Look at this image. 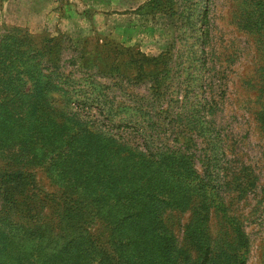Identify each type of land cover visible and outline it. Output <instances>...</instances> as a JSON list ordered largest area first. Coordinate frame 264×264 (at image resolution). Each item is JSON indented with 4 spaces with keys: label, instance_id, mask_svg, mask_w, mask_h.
Masks as SVG:
<instances>
[{
    "label": "rangeland",
    "instance_id": "374dc122",
    "mask_svg": "<svg viewBox=\"0 0 264 264\" xmlns=\"http://www.w3.org/2000/svg\"><path fill=\"white\" fill-rule=\"evenodd\" d=\"M92 1L62 29L0 0V32L60 49L39 89L0 82V225L53 264H264V0Z\"/></svg>",
    "mask_w": 264,
    "mask_h": 264
},
{
    "label": "trees",
    "instance_id": "16d2710c",
    "mask_svg": "<svg viewBox=\"0 0 264 264\" xmlns=\"http://www.w3.org/2000/svg\"><path fill=\"white\" fill-rule=\"evenodd\" d=\"M47 45L49 46L45 45L43 48H38L31 37L21 35L17 29L0 32V82L9 79L16 84L14 88L9 89L10 94L16 96L19 93L33 92L41 87L39 82L41 83L40 79H43L44 75L55 78L58 76L54 71L56 66L54 62L58 61L57 56L60 49L55 44L53 46ZM3 85L0 83V91ZM67 214L69 227L65 228L64 235L67 236L66 249H70L79 239H76L78 236L74 232L76 230L74 215L72 212H67ZM6 226H8V221L0 225V242L7 243L8 246H12V249L16 247V251L25 258H35V264H53L54 261L51 258L59 256V254H55L56 251L49 250L48 240L36 235L31 228L26 231L16 229L17 231L14 232ZM50 229L52 234L54 231L56 232L55 229ZM56 235H60V232ZM56 239L54 238L53 241ZM97 249L102 250L100 247ZM61 262L62 260L59 261V263Z\"/></svg>",
    "mask_w": 264,
    "mask_h": 264
},
{
    "label": "crops",
    "instance_id": "0c3cea01",
    "mask_svg": "<svg viewBox=\"0 0 264 264\" xmlns=\"http://www.w3.org/2000/svg\"><path fill=\"white\" fill-rule=\"evenodd\" d=\"M80 3L83 6V10H80L78 7V4L80 5ZM94 7L95 4L92 0H72V2L67 3L58 0L57 7H52V10H50V12L52 11L53 13L52 16L53 19H55L56 25H58L57 27L63 29L65 28V25L68 23L69 20H85L91 15H93ZM34 15V20L32 21L34 27H37L38 25L40 26L42 16H38L37 12H34Z\"/></svg>",
    "mask_w": 264,
    "mask_h": 264
}]
</instances>
